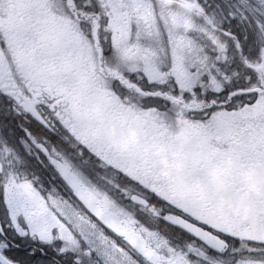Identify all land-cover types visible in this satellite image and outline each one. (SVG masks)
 <instances>
[{
    "label": "snow or ice",
    "instance_id": "6c2138e0",
    "mask_svg": "<svg viewBox=\"0 0 264 264\" xmlns=\"http://www.w3.org/2000/svg\"><path fill=\"white\" fill-rule=\"evenodd\" d=\"M0 264H264V0H0Z\"/></svg>",
    "mask_w": 264,
    "mask_h": 264
}]
</instances>
